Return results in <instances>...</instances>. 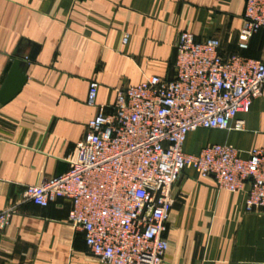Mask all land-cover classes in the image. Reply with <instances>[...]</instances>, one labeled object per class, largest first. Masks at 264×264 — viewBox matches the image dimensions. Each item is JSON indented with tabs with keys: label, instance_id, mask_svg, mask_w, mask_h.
I'll list each match as a JSON object with an SVG mask.
<instances>
[{
	"label": "crops",
	"instance_id": "obj_1",
	"mask_svg": "<svg viewBox=\"0 0 264 264\" xmlns=\"http://www.w3.org/2000/svg\"><path fill=\"white\" fill-rule=\"evenodd\" d=\"M246 0H0V91L13 64H29L20 92L0 102V210L17 204L0 238V264H105L67 222L69 199L42 207L28 185L66 173L89 119L118 87L172 78L179 33L220 39L226 53L264 58V29L238 46ZM127 35V41L123 38ZM34 59L28 58L35 53ZM99 83L94 105L89 85ZM244 130L198 128L183 151L229 144L248 156L264 148V90L239 113ZM162 264H264V215L245 211L247 187L219 189L213 176L186 168L177 182Z\"/></svg>",
	"mask_w": 264,
	"mask_h": 264
},
{
	"label": "built area",
	"instance_id": "obj_2",
	"mask_svg": "<svg viewBox=\"0 0 264 264\" xmlns=\"http://www.w3.org/2000/svg\"><path fill=\"white\" fill-rule=\"evenodd\" d=\"M264 29V0H246L238 46L248 49ZM125 35L123 41H127ZM175 74L118 87L112 103L89 119L86 135L68 157L69 170L28 185L25 200L42 207L69 199L67 222L85 234L89 252L105 264H162L174 188L186 168L213 176L219 189L247 187L245 211L264 215V148L248 156L229 144L210 143L188 154L183 145L198 128L244 130L239 113L264 90V58L226 53L220 39L179 33ZM99 83L89 85L94 105ZM17 204L0 210V238Z\"/></svg>",
	"mask_w": 264,
	"mask_h": 264
},
{
	"label": "water",
	"instance_id": "obj_3",
	"mask_svg": "<svg viewBox=\"0 0 264 264\" xmlns=\"http://www.w3.org/2000/svg\"><path fill=\"white\" fill-rule=\"evenodd\" d=\"M35 53L28 58L34 59ZM29 64L20 59H13V64L0 91V102L9 101L14 95L21 91L27 81V70Z\"/></svg>",
	"mask_w": 264,
	"mask_h": 264
}]
</instances>
